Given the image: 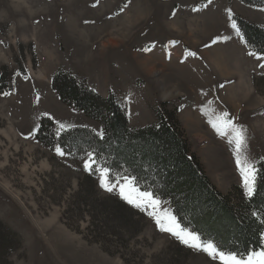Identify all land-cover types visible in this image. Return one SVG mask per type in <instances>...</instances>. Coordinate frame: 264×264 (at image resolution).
I'll use <instances>...</instances> for the list:
<instances>
[{
  "label": "rangeland",
  "instance_id": "374dc122",
  "mask_svg": "<svg viewBox=\"0 0 264 264\" xmlns=\"http://www.w3.org/2000/svg\"><path fill=\"white\" fill-rule=\"evenodd\" d=\"M235 17L264 28V6L254 0H0V264H220L123 199L130 176L36 134L44 118L56 133L103 134L99 120L53 90L58 71L101 98L112 93L130 128L154 124L165 104L205 174L236 206L247 195L226 122L243 129L242 157L255 170L264 164V52L245 42ZM190 24L199 32L189 35ZM215 53L218 67L208 61ZM241 79L247 100L235 110L228 89ZM105 168L111 192L101 186Z\"/></svg>",
  "mask_w": 264,
  "mask_h": 264
},
{
  "label": "trees",
  "instance_id": "16d2710c",
  "mask_svg": "<svg viewBox=\"0 0 264 264\" xmlns=\"http://www.w3.org/2000/svg\"><path fill=\"white\" fill-rule=\"evenodd\" d=\"M264 6V0H254ZM236 23L255 51L264 52V28L240 18ZM52 87L61 101L74 106L88 117L99 120L103 134L75 127L56 133L50 119L40 122L36 136L48 145L66 151L89 150L110 174L135 178L142 190L166 200L180 225L212 241L221 250L246 256L264 249V164L256 165L253 194L238 204L217 190L205 174L198 157L190 151L175 109L163 104L156 110V122L142 128H130L124 108L109 93L101 98L70 74L58 71Z\"/></svg>",
  "mask_w": 264,
  "mask_h": 264
},
{
  "label": "snow or ice",
  "instance_id": "6c2138e0",
  "mask_svg": "<svg viewBox=\"0 0 264 264\" xmlns=\"http://www.w3.org/2000/svg\"><path fill=\"white\" fill-rule=\"evenodd\" d=\"M235 28V24L233 23ZM252 53H250L251 55ZM191 55H196L194 52ZM225 117L227 113L223 114ZM227 125L231 126L232 131L235 134V153L237 168L240 171L242 182L245 188V194L251 196L255 187L256 170L254 165L243 158L241 155V147L244 144L245 137L243 135L242 127L233 125L228 120ZM63 127V125H61ZM213 127L217 125L213 124ZM219 131V128L217 129ZM57 152L60 154L61 150L57 148ZM89 160H91V153H89ZM85 169H89L91 164L86 161L84 164ZM101 174V186L106 187L108 191H113V187H109L104 180V176L107 174L108 169L99 170ZM124 183L120 186V194L123 199L127 200L130 204H135L136 207L144 209H150L148 215L155 219L157 226L161 231H166L177 237L182 243L192 247L196 250L207 253L213 259L219 260L220 264H264V249L260 251H250L246 257L240 256L238 253L226 252L221 250L212 241H202L200 236L187 228H183L177 222L176 217L173 216L167 210L161 212L159 205L161 201L151 191H141L136 185L135 178H123Z\"/></svg>",
  "mask_w": 264,
  "mask_h": 264
},
{
  "label": "bare ground",
  "instance_id": "6f19581e",
  "mask_svg": "<svg viewBox=\"0 0 264 264\" xmlns=\"http://www.w3.org/2000/svg\"><path fill=\"white\" fill-rule=\"evenodd\" d=\"M192 21V20H191ZM179 23V22H178ZM183 23V22H182ZM196 23V22H195ZM180 24V23H179ZM196 24H198V22L196 23ZM174 25V24H173ZM184 25V24H183ZM189 26H194V25H192V24H190ZM188 26V27H189ZM174 28H175V26H174ZM184 28H186V27H184ZM199 28H198V26L197 27H190L189 28V35H191V34H193V32L194 31H197V32H199V30H198ZM187 33V32H186ZM185 33V34H186ZM177 34V33H176ZM179 35V34H178ZM199 35H197L196 37H198ZM181 37H183V35H181ZM180 38V37H179ZM178 38V39H179ZM188 38V37H187ZM190 38V37H189ZM199 38V37H198ZM183 39V38H182ZM197 39V38H196ZM196 39H194V40H196ZM180 57V56H179ZM208 61L212 64V65H214V66H216V67H218V65H219V55L217 54V53H215V56H214V54L213 55H210V56H208ZM220 69V71L221 72H223L224 73V70H225V72L226 73H228V72H230V71H233V70H235L234 69V66H232V67H228V66H224L223 67V69L222 68H219ZM245 81L243 80V79H241V80H239L238 82H237V84H235V85H232L228 90H229V92H228V96H230L229 97V99H230V101H231V103L233 104V108L235 109V110H238V109H240V106H241V103H242V101H246L247 100V98H246V89H247V86H245V83H244ZM227 100H228V98H227ZM240 105V106H239Z\"/></svg>",
  "mask_w": 264,
  "mask_h": 264
}]
</instances>
